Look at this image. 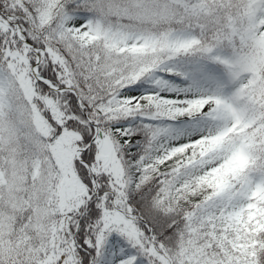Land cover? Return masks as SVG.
<instances>
[{
	"label": "snow or ice",
	"instance_id": "6c2138e0",
	"mask_svg": "<svg viewBox=\"0 0 264 264\" xmlns=\"http://www.w3.org/2000/svg\"><path fill=\"white\" fill-rule=\"evenodd\" d=\"M0 264H264V0H0Z\"/></svg>",
	"mask_w": 264,
	"mask_h": 264
}]
</instances>
